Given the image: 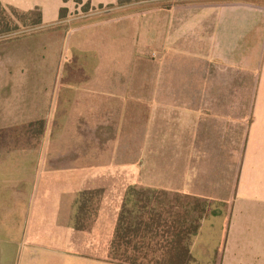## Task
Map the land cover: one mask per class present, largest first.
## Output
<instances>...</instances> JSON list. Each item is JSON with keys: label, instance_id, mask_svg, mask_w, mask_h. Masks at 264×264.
I'll return each instance as SVG.
<instances>
[{"label": "crops", "instance_id": "obj_1", "mask_svg": "<svg viewBox=\"0 0 264 264\" xmlns=\"http://www.w3.org/2000/svg\"><path fill=\"white\" fill-rule=\"evenodd\" d=\"M160 1L120 6L118 0H0L21 11L39 7L42 26H67L63 48L49 50L59 53V70L69 56L67 62L83 72L74 81H151L157 67L160 95L145 100L159 103L152 118L158 119L160 140L148 148L175 151L174 184L153 179L144 186L218 203L211 208L217 214L205 218L192 237L189 264H264V0L202 9L163 7ZM18 58L13 69L21 78ZM171 81L174 92L163 93ZM182 81H190V92H183ZM232 81L241 93L232 94ZM4 82L21 87L23 81ZM10 107L14 113L8 123L0 121V130L16 132L51 115L38 110L22 118V100ZM46 121L45 134L51 128ZM36 142L7 143L0 151V264H116L70 251L76 200L87 174L71 169V160L45 159ZM159 169L163 179L167 169Z\"/></svg>", "mask_w": 264, "mask_h": 264}, {"label": "rangeland", "instance_id": "obj_2", "mask_svg": "<svg viewBox=\"0 0 264 264\" xmlns=\"http://www.w3.org/2000/svg\"><path fill=\"white\" fill-rule=\"evenodd\" d=\"M228 1L161 0L160 3L163 7L202 9L206 5ZM66 30L67 26L63 24L34 27L21 24L17 32L0 37V52L5 53L2 61L0 59V121L8 123L11 113H14L11 112V102L22 100L24 119L38 110L40 114H51L46 117L50 120V130L43 137L31 140V143H40V152L45 159L59 157L71 160V169H80L81 173L85 170L87 177L106 168L119 167L135 172L139 184L148 185L154 179L173 185L175 151L160 150L158 146L148 148V145H158L160 140L158 119L155 118L154 123L152 118L153 112L157 116L159 103L145 100L148 96L153 100L160 95L157 67L151 70V81H74L83 79V72L74 69L75 63L67 62L69 56H65L63 68L59 70L60 60L56 59L59 53L51 52L62 47L60 40ZM14 48L21 56V78L13 69L14 61L19 59ZM64 52L69 54L68 49ZM56 61H59V66L51 69ZM69 66L73 67L69 69ZM4 81L23 82L21 87L18 84L16 87L5 86ZM27 81H34L33 85ZM171 82L170 89L169 86L163 87V93L174 92V83ZM237 82L232 81V94L242 92V86ZM182 85L183 92H190V81H182ZM15 88H22V92L14 91ZM44 106L46 110H43ZM19 142L17 138L8 139L2 143L0 151L6 150L7 143ZM238 156L239 150H232L231 191L236 188ZM159 165L167 169V173L163 171V179L159 177ZM50 168L47 165V169ZM205 225L202 224L201 230Z\"/></svg>", "mask_w": 264, "mask_h": 264}, {"label": "trees", "instance_id": "obj_3", "mask_svg": "<svg viewBox=\"0 0 264 264\" xmlns=\"http://www.w3.org/2000/svg\"><path fill=\"white\" fill-rule=\"evenodd\" d=\"M139 1L146 0L118 4ZM41 22L39 7L21 11L0 2V37L17 32L21 24ZM46 125V119H37L16 132L0 130V144L13 138L30 143L45 135ZM214 206L218 203L139 184L133 171L106 168L89 175L80 187L70 251L116 264H189L192 237L205 218L217 214Z\"/></svg>", "mask_w": 264, "mask_h": 264}]
</instances>
